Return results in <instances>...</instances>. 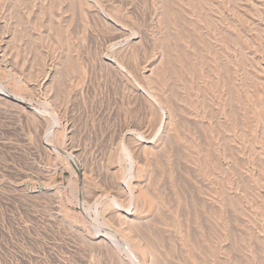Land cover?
Masks as SVG:
<instances>
[{
    "label": "rangeland",
    "instance_id": "374dc122",
    "mask_svg": "<svg viewBox=\"0 0 264 264\" xmlns=\"http://www.w3.org/2000/svg\"><path fill=\"white\" fill-rule=\"evenodd\" d=\"M0 86V264H264V0H0Z\"/></svg>",
    "mask_w": 264,
    "mask_h": 264
},
{
    "label": "bare ground",
    "instance_id": "6f19581e",
    "mask_svg": "<svg viewBox=\"0 0 264 264\" xmlns=\"http://www.w3.org/2000/svg\"><path fill=\"white\" fill-rule=\"evenodd\" d=\"M0 91L4 94V89H3L1 86H0ZM161 110L164 111V110L160 107V111H161ZM163 113H164V112H163ZM140 137H141V136H140ZM128 170H129V173H128V174H129V176H130V177H129V179H130L131 176H132V174H133V165H132V164H131L130 169H128ZM111 204H112L114 207L119 206L115 201H113ZM129 207H130V206H129ZM130 209H131V208H130ZM128 210H129V209H128ZM96 233H97V232H96ZM96 233H95V234H96ZM98 233H99V232H98ZM98 233H97V234H98ZM97 234H96V235H97ZM98 236H100V234H99ZM96 237H97V236H96ZM109 237H111V235H110ZM112 238H113V237H112ZM110 239H111V238H110ZM113 239H114V238H113ZM111 240H112V239H111ZM120 242H121V241H120ZM117 244H118V242L113 241V245H115V247H116L117 250H118V248H119L118 245H119V244H118V245H117ZM120 246H121V245H120ZM129 248H130V247H129ZM118 252H119V251H118ZM132 254H133V252H132Z\"/></svg>",
    "mask_w": 264,
    "mask_h": 264
}]
</instances>
